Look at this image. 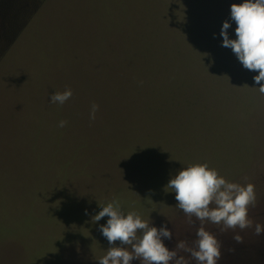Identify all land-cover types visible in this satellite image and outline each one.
Masks as SVG:
<instances>
[{"label": "rangeland", "instance_id": "374dc122", "mask_svg": "<svg viewBox=\"0 0 264 264\" xmlns=\"http://www.w3.org/2000/svg\"><path fill=\"white\" fill-rule=\"evenodd\" d=\"M242 2L0 0V264H98L113 200L191 244L166 186L193 164L253 184L264 225V94L220 36ZM205 227L218 264H264V233Z\"/></svg>", "mask_w": 264, "mask_h": 264}, {"label": "clouds", "instance_id": "9594fccd", "mask_svg": "<svg viewBox=\"0 0 264 264\" xmlns=\"http://www.w3.org/2000/svg\"><path fill=\"white\" fill-rule=\"evenodd\" d=\"M230 18L237 26L236 39L229 38L231 24L226 20L220 30L222 46L230 48L245 69L258 72L253 81L260 85L259 90L264 94V0H243L241 4L230 5ZM72 95L71 88H66L63 92H54L50 102L63 105ZM98 109L97 104L91 105L90 120L96 119ZM66 124L67 121L62 120L59 127ZM166 187L175 193L177 207L184 213L186 222L195 228L191 244L180 240L170 251L163 240L172 239L173 233L166 225L159 229L150 226L149 218L145 220L135 211L125 214L119 202L113 200L102 206L94 217L97 222L108 217L99 231L110 247L98 264H131L133 260L139 264H191V261L218 264L221 242L206 230V224L218 226L221 233L253 227L255 235L264 233V225L254 223L248 215L257 200L255 186L251 183L228 182L207 164H193L181 169ZM233 240L243 242L239 234L234 235ZM117 241L119 246H115ZM180 253H187L189 258Z\"/></svg>", "mask_w": 264, "mask_h": 264}]
</instances>
